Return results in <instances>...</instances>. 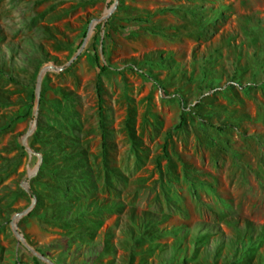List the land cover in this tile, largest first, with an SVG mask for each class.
Returning <instances> with one entry per match:
<instances>
[{
  "label": "rangeland",
  "instance_id": "374dc122",
  "mask_svg": "<svg viewBox=\"0 0 264 264\" xmlns=\"http://www.w3.org/2000/svg\"><path fill=\"white\" fill-rule=\"evenodd\" d=\"M115 3L0 0V264H264V47L238 27L264 0H118L97 22ZM60 134L93 172L70 207Z\"/></svg>",
  "mask_w": 264,
  "mask_h": 264
},
{
  "label": "trees",
  "instance_id": "16d2710c",
  "mask_svg": "<svg viewBox=\"0 0 264 264\" xmlns=\"http://www.w3.org/2000/svg\"><path fill=\"white\" fill-rule=\"evenodd\" d=\"M104 27H106V24H102V23H100V24H98L96 26L95 36L91 37L90 40L88 41V44H87L88 47H90L93 50L97 49L96 41H97V38L101 36ZM246 34H247V36L250 37L249 30L246 31ZM254 36H255V32H254V35H251V37H253V39L256 42V39L254 38ZM102 50H105V43L104 42L102 44ZM95 64H96L97 68L101 72H105V71L108 70V67L103 66L101 64L100 57H99V55L97 53L95 54ZM204 78H205V81H206L207 77H204ZM206 83L204 82L205 87L203 89L204 90L203 93H206V92L209 93L211 91H214V90L220 88V86L218 87L217 85H211V84H209V82H206ZM96 88H97L98 116H99V119L101 120L102 119V106H101L102 99H101V96H100L101 95V89H100L98 84H97ZM43 134L46 135V132H44ZM55 136H59L58 138L55 139V142H57V144L59 143L58 146L55 149H61L62 153H60V155L65 156V158L68 157L69 160L64 161L63 169L57 167V168L53 169V171H51V170L49 171L48 168H51L49 166L52 164V162H50L48 159H49V155H51V154H49L48 150L41 151L40 155L42 157V163L40 165V168L38 170L37 175L32 180L35 181V182L38 181L39 176L43 172H46L47 170H48V172H47L48 174H51V175L53 174V176L61 177L65 181V185H66V187H65L66 189L62 193V195H63V197L64 196H66V197L63 198V200L58 199L57 197H55V199H58V201H57V203L52 204V206H55V204L56 205L57 204H59V205L61 204L63 207H66V206L70 207L71 205H69L66 200L73 198L74 195L79 193L78 192L79 190L77 192L75 191L78 188V186L79 187H84V189L86 191L90 189L89 187L92 188L94 186V183L92 182V178H93L92 174H93V172H92L91 167L88 164L87 156H86V153H85L83 148L75 147V146L73 147L72 145H68L67 144L68 141H67L66 136H63L61 134L60 135H55ZM101 138H102V144L101 145H102V148H103V153H104L103 156H104L105 155V151H104V148H105L104 135H102ZM66 146H67V148H66ZM59 170H62V172L63 171H67L68 173L70 172L68 174L69 177H67V175H63V173L59 172ZM74 172L77 174L76 177H75ZM71 178H73L74 180L77 181V184L74 183V185L72 187L70 186V184H68V180H70ZM45 183L47 184V181ZM75 186H77V187H75ZM51 187H53V186H51ZM70 190H72L74 193L70 192ZM59 191H60V189H59ZM65 192H67L68 195L67 194L65 195ZM57 193H60V192H55L54 196H57ZM33 194H34L33 195L34 198H36V200H38L39 196H38L37 192L33 190ZM91 196H93L92 193L89 195V197L86 200V203H88L87 205L89 207H92V206L89 205V199L92 198ZM102 204L103 203H101V204L98 203L97 200L94 201V203H93L94 208H98V209H102L103 210L105 207H103L104 204L103 205ZM52 206H51V208H52ZM76 207L79 210L82 209L83 208V202L82 201H78L76 203ZM39 218L41 220L45 219V217L43 218L42 216H40ZM131 224H132V226H131L132 228H137V229L140 228V226L136 222L132 221ZM249 225L250 224H248V223H247V225H245V229L246 230L247 229L248 230L251 229V228H249ZM263 235H264V225L260 226L258 231L256 230V237H262Z\"/></svg>",
  "mask_w": 264,
  "mask_h": 264
},
{
  "label": "crops",
  "instance_id": "0c3cea01",
  "mask_svg": "<svg viewBox=\"0 0 264 264\" xmlns=\"http://www.w3.org/2000/svg\"><path fill=\"white\" fill-rule=\"evenodd\" d=\"M247 16H252L253 17V31L255 32L254 38L256 39L258 47H264V40L262 39L264 37V4H263V10H256L253 12V14H241L240 17H238V27H239V32L240 35H242L244 38H247V26L250 25V22L247 18ZM257 33V34H256ZM257 36V37H256ZM259 37V38H258ZM262 39V40H261ZM256 44H254L255 46ZM252 47V46H251ZM253 48V47H252ZM256 49V46L254 47ZM245 56L247 55V52L244 54ZM241 56V54H240Z\"/></svg>",
  "mask_w": 264,
  "mask_h": 264
},
{
  "label": "water",
  "instance_id": "95a60500",
  "mask_svg": "<svg viewBox=\"0 0 264 264\" xmlns=\"http://www.w3.org/2000/svg\"><path fill=\"white\" fill-rule=\"evenodd\" d=\"M117 2H118V0H116V3L114 4V6L108 11V13L106 14V15H104V16H102L100 19H98L97 20V22H101V21H104V20H106L112 13H113V11H114V9L116 8V4H117ZM84 45H85V42L82 44V46L80 47V51L83 49V47H84ZM76 59V56L68 63V65L69 64H71L74 60ZM50 69H52V70H54V71H58V70H63L64 69V67H62V68H54V67H50ZM39 84H40V79L38 80V90H39ZM40 164H41V157H40V159H39V163H38V167H37V169H36V171L39 169V167H40ZM34 174H36V172L34 173ZM33 174V175H34ZM32 174L29 176V177H32L33 176ZM27 179H25V181H26ZM26 189V191H27V193L30 195V196H32L33 197V199H34V201H35V198H34V196H33V193L31 192V190L29 189V188H25ZM25 214V213H24ZM24 214H21V216L22 215H24ZM13 232H14V234L19 238V240L24 244V245H26L25 244V241H24V238L19 234V232L17 231V229L14 227V229H13ZM31 251V250H30ZM34 255H37V254H35L34 252H32ZM41 259L42 260H44L46 263H48V264H52L51 262H49L47 259H45V258H43V257H41Z\"/></svg>",
  "mask_w": 264,
  "mask_h": 264
}]
</instances>
